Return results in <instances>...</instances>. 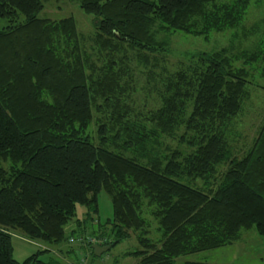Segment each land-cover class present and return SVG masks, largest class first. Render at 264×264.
Instances as JSON below:
<instances>
[{
	"label": "trees",
	"instance_id": "16d2710c",
	"mask_svg": "<svg viewBox=\"0 0 264 264\" xmlns=\"http://www.w3.org/2000/svg\"><path fill=\"white\" fill-rule=\"evenodd\" d=\"M45 1L0 0V264H50L38 258L43 249L15 260L11 231L63 242L76 204L92 220L100 190L109 197L103 224L112 225V237L87 246L127 238L142 225V200L152 206L162 239L158 246L140 240L141 248L124 253L137 264H177L179 255L229 244L241 229L264 237V118L238 155L224 135L248 82L234 61L263 60L264 46L185 51L186 64L164 80L159 106L148 111L149 128L126 111L128 61L115 49L124 43L146 61L166 46L155 23L207 37L235 26L249 0H76L93 15V45L106 55L100 63L81 48L70 17L37 16ZM90 121L96 142L86 132ZM162 134L183 146L162 145Z\"/></svg>",
	"mask_w": 264,
	"mask_h": 264
},
{
	"label": "rangeland",
	"instance_id": "374dc122",
	"mask_svg": "<svg viewBox=\"0 0 264 264\" xmlns=\"http://www.w3.org/2000/svg\"><path fill=\"white\" fill-rule=\"evenodd\" d=\"M37 16L54 21L70 17L73 20L79 44L88 58L97 63L105 60L104 52L98 53L93 45V15L85 13L76 0H46ZM2 25L4 21L0 20V27ZM153 27L156 39L165 41L166 46L165 50L160 53L149 54L146 61L137 58L139 54H142L141 52L128 48L124 43L115 46L118 56H123L128 61V71L124 73L123 79L124 82L126 81V90L121 93L120 97L126 111L127 108L130 109L129 117L141 123L145 122L146 128L151 126L147 119L148 111L157 108L160 104L159 94L164 80L169 75L171 77L181 64H186V59L183 57L185 51H208L224 47L230 54H234L241 51L262 50L264 46V0H249L241 20L235 26L211 32L207 37L192 36L181 32H163L158 28L157 23ZM112 56L116 58V54L113 53ZM234 64L245 69L248 80L245 84V94L242 97L240 109L231 117L224 130L232 153L238 155L250 145L264 118V77L260 73L264 59L244 61V58L238 55ZM120 84L124 83L120 81ZM95 127V123L91 121L86 127V132L93 142H96ZM180 130H177V134ZM160 140L162 145L165 144L168 148L183 146L178 144L177 135L172 138L162 134ZM109 145L114 146V143ZM222 168L221 164L216 166V169ZM193 184L200 185L201 180L195 179ZM145 200H142L138 210L143 221L142 225L137 229H128L127 238L120 239L98 256L91 255V247L87 246L84 239L92 237L97 242L103 238L112 237L110 229L112 225L103 224L107 218L111 217L109 197L103 190L97 194V211L91 214L92 220L91 217L88 218L85 215V207L76 204L74 216L64 226L66 239L63 242L52 244L28 240L19 230H12V257L21 261L34 251L43 249L45 251L41 252L38 258L50 261V264H88L90 262L91 264H135L138 258L124 255L125 252L141 248L140 240L146 239L158 246L162 239L158 219L153 214L152 206L146 204ZM242 230L244 229L240 232ZM240 232L234 240L227 244L231 246L228 249L236 257L232 264H250L249 261L257 259L258 252L260 256H264V251L261 252L257 247V245L264 246L262 237L257 233L256 235L261 238L248 231ZM209 251L179 255L174 258V262L179 263L185 259L211 260L213 252Z\"/></svg>",
	"mask_w": 264,
	"mask_h": 264
},
{
	"label": "crops",
	"instance_id": "0c3cea01",
	"mask_svg": "<svg viewBox=\"0 0 264 264\" xmlns=\"http://www.w3.org/2000/svg\"><path fill=\"white\" fill-rule=\"evenodd\" d=\"M244 231H248L254 236L256 235V232L252 228L244 229L240 233H242ZM256 237H258V236L256 235ZM261 237H258V238H261ZM262 239L264 240V237H262ZM229 247H231V246L230 245L229 246L228 245L227 246L224 245V246H220V247H217V248L209 249L211 252H213L212 258H211V260H203V261L214 262V263H217V264H232L235 261L236 257H234L233 253L230 252V250L228 249ZM257 247H259L258 250H260L261 252L264 251V246L257 245ZM209 250H204L203 252H206V251H209ZM260 255L261 254L258 252L257 259L256 260H251V261H249V263L250 264H264V256H260ZM223 259H224L225 262L223 261ZM185 260H192V259H185ZM194 261H199V260H194ZM88 264H91V262L88 263ZM135 264H137V262H135Z\"/></svg>",
	"mask_w": 264,
	"mask_h": 264
},
{
	"label": "water",
	"instance_id": "95a60500",
	"mask_svg": "<svg viewBox=\"0 0 264 264\" xmlns=\"http://www.w3.org/2000/svg\"><path fill=\"white\" fill-rule=\"evenodd\" d=\"M117 242V240L112 241L109 244H104V245H99L96 243H92L90 245L92 253L94 256H98L100 255V253H102L103 251L107 250L110 246H112L113 244H115Z\"/></svg>",
	"mask_w": 264,
	"mask_h": 264
},
{
	"label": "built area",
	"instance_id": "2783aa9c",
	"mask_svg": "<svg viewBox=\"0 0 264 264\" xmlns=\"http://www.w3.org/2000/svg\"><path fill=\"white\" fill-rule=\"evenodd\" d=\"M86 243H89V242H94L93 238L92 237H86V239L84 240Z\"/></svg>",
	"mask_w": 264,
	"mask_h": 264
}]
</instances>
